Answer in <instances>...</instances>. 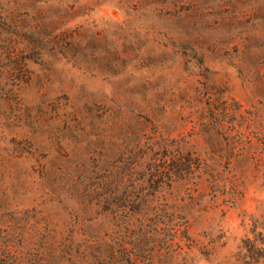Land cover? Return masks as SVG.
Here are the masks:
<instances>
[{
  "label": "rangeland",
  "instance_id": "1",
  "mask_svg": "<svg viewBox=\"0 0 264 264\" xmlns=\"http://www.w3.org/2000/svg\"><path fill=\"white\" fill-rule=\"evenodd\" d=\"M0 264H264V0H0Z\"/></svg>",
  "mask_w": 264,
  "mask_h": 264
}]
</instances>
